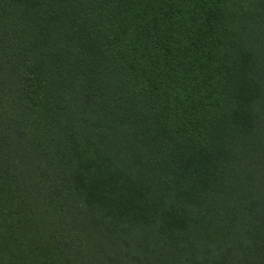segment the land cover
<instances>
[{
  "label": "trees",
  "instance_id": "16d2710c",
  "mask_svg": "<svg viewBox=\"0 0 264 264\" xmlns=\"http://www.w3.org/2000/svg\"><path fill=\"white\" fill-rule=\"evenodd\" d=\"M0 264H264V0H0Z\"/></svg>",
  "mask_w": 264,
  "mask_h": 264
}]
</instances>
